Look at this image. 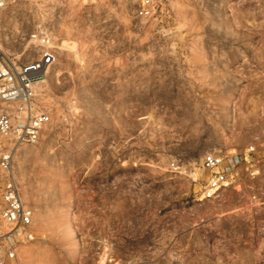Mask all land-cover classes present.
<instances>
[{
	"label": "rangeland",
	"instance_id": "1",
	"mask_svg": "<svg viewBox=\"0 0 264 264\" xmlns=\"http://www.w3.org/2000/svg\"><path fill=\"white\" fill-rule=\"evenodd\" d=\"M140 2L3 12L8 57L38 58L42 25L57 58L37 98L52 122L14 157L35 231L17 263L264 264V167L241 194L195 196L205 152L264 141V0H161L148 18Z\"/></svg>",
	"mask_w": 264,
	"mask_h": 264
},
{
	"label": "built area",
	"instance_id": "2",
	"mask_svg": "<svg viewBox=\"0 0 264 264\" xmlns=\"http://www.w3.org/2000/svg\"><path fill=\"white\" fill-rule=\"evenodd\" d=\"M11 2L0 0V33L3 12ZM161 6V0H141L136 15L151 17ZM30 40L41 50L36 59L13 60L0 49V222L5 226L0 231V264H18V246L35 238L33 212L22 199L14 172L15 153L21 146L35 144L52 122L50 112L37 103L44 76L57 59L52 35L38 25ZM263 167L264 141L245 148H213L199 164L206 179L195 196L206 200L225 190L241 194L251 189L250 183L262 175ZM252 200L259 204L254 195Z\"/></svg>",
	"mask_w": 264,
	"mask_h": 264
}]
</instances>
